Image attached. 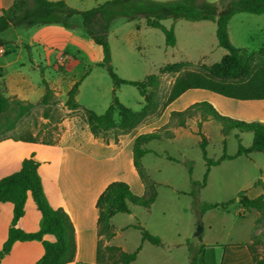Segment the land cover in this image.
<instances>
[{
  "label": "rangeland",
  "instance_id": "obj_1",
  "mask_svg": "<svg viewBox=\"0 0 264 264\" xmlns=\"http://www.w3.org/2000/svg\"><path fill=\"white\" fill-rule=\"evenodd\" d=\"M109 1L114 0L65 2L74 10L85 12ZM237 1L197 0L190 3L185 0H139L112 9L108 14L114 17L109 44L112 66L116 74L122 79L135 82H145L150 76L156 75L159 78V87L147 88L142 94L132 86H122L115 90L107 70L97 67L98 64L85 67L91 64L89 63L91 58L88 59L89 51H70L75 55L76 62L58 58L52 79L67 82L66 86L50 88L47 103H44L43 98L41 102L32 104L30 113L13 130H10L9 126L15 121L20 107L13 104L12 109L0 117V180L13 174L11 165L13 161L17 162L18 157L19 161H22L32 156L27 143L32 141L40 143L45 148L41 152V157L47 159L52 156V160L56 162L55 171L51 172V175L58 178L62 190L69 189L74 195L81 194L77 202L82 203L85 211L79 222L83 232L91 231L94 225V220L98 216L94 199L104 185L124 181L131 186L132 193L137 198L155 195L157 201L151 210L131 206L132 214H119L114 218L115 232L119 228L121 230V226L126 228L115 239L114 244L125 245L131 252L137 251L142 245L144 247L146 243H143L141 231L135 227L138 225L164 241L166 247L161 251H166L173 244L185 243L191 247L190 257L193 255L199 257L200 247L204 249L206 242H211L205 241L203 233L201 237L196 236L199 225L204 231V225H208L212 219L223 222L226 228L241 230L243 226L245 229L248 226V224L245 226L247 222H244V214L247 211L239 214L242 212L240 197L245 193L241 188L249 179L261 177V171H257L246 158L251 156H242L241 161L211 168L207 185L199 192V198L203 203L234 202L226 211L212 210L207 212V215L200 214L194 206L195 200L192 196L194 187L189 170L193 168V181L204 182L208 171L202 149L204 136L208 143V157L218 160L225 153L237 155L240 145L251 147L254 135L234 130L225 137L221 123L213 119L204 122L200 114L188 119L186 125L181 126V118L173 114L185 112L196 103L209 102L224 116L246 122H260L259 120L264 119L262 106L264 104L231 100L202 90L190 91L172 104L168 102L172 87L179 76L208 73L229 53L219 46L216 23L175 20L173 18L179 13V7L189 10L187 15H199L212 6H217L222 12ZM28 5L33 8L34 1L28 0ZM16 14L15 11L14 15ZM140 14L169 17L170 19L163 21L162 24L166 29L175 31L176 46L169 47L164 32L148 27L146 18H138L135 21H129L127 18ZM77 21L82 22V19L78 18ZM46 26L24 30L25 33H38ZM78 31L92 41L86 31L83 29ZM229 31L233 45L245 51L244 53L253 61L257 60L264 48V15L237 14L230 21ZM15 33L12 30L6 33L5 37L17 38ZM1 48L4 52H0V65L5 64L7 60L17 59L19 54L14 52L17 48L12 42L7 44L8 54L5 47ZM65 54L69 56L68 53ZM175 63L179 65L177 68L174 66ZM167 65L169 67H165ZM41 67L47 71L44 66ZM24 72L32 83L37 84L39 81L42 83V71L26 69ZM86 73L91 75L82 82L84 87L80 102L78 93L75 103L69 104L70 91ZM0 82L3 85L1 71ZM114 93L123 105L138 115V118L130 126L123 127L121 113L117 111L115 119L118 127L96 138L88 125L90 114L103 115L111 106ZM25 105L29 106L28 103ZM153 133L160 134L161 139L142 145L144 149L151 151L142 159V167L146 172L145 179L135 168L133 148L138 139ZM254 155V157L259 155L264 160L263 153L255 152ZM49 188L47 181V189ZM251 213L253 211L246 213L247 221L254 217ZM13 220L14 205L0 204V252L9 239ZM43 222L42 213L30 199L26 215L18 223V227L26 232L36 233L41 231ZM89 237L81 245L79 259L84 264H94L96 258L95 237ZM101 237L105 249L108 239L106 235ZM177 253L180 255L181 252L178 250ZM43 254L44 247L40 242H19L12 254L4 258L2 264H37ZM107 254L104 253L102 264H113V259ZM148 255L153 256L154 253L148 252ZM180 258L183 259L182 256ZM138 264L162 263L140 261Z\"/></svg>",
  "mask_w": 264,
  "mask_h": 264
},
{
  "label": "trees",
  "instance_id": "obj_2",
  "mask_svg": "<svg viewBox=\"0 0 264 264\" xmlns=\"http://www.w3.org/2000/svg\"><path fill=\"white\" fill-rule=\"evenodd\" d=\"M33 1V8L29 7L28 0H16L11 9L4 11L3 16L0 18V48L7 46L9 43L2 37V34L13 28L32 29L37 26L61 25L68 30L76 31L83 29L86 31L88 37L103 49L104 60L97 67L107 70L113 81L115 90L122 86H132L137 88L142 94L147 88L157 89L159 87L160 82L156 75L150 76L145 82L129 81L120 78L112 66L109 36L112 19L114 17H110L108 14L118 6L131 4L139 0L109 1L100 7L85 12L74 10L64 1ZM185 1L195 3L197 0ZM15 11L17 12L16 15H14ZM178 11L179 13L173 18L175 20L187 19L193 22L212 21L216 23L219 46L229 53L220 63L215 64L208 73L184 74L179 76L172 87L168 100L169 104L176 102L182 96L193 90L209 91L227 99L242 102L264 101V48L260 51L258 59L253 61L251 57L244 53L245 51L233 45L229 31L230 21L237 14L264 15V0H238L222 12L219 11L217 6H212L205 13L199 15H187L189 10L181 6ZM78 18H81L82 22L77 21ZM127 18L129 21L146 18L148 27L160 29L164 32L169 47L176 46L177 38L175 31L166 29L162 24L163 21L170 19L169 17L159 15L145 16L140 14L139 16ZM174 66L177 68L179 65L176 63ZM88 76L89 73H86L70 91L69 104L72 105L75 103L79 93V87ZM44 84L47 91L44 97V103H47L51 91L46 80H44ZM13 104L18 105L20 111L15 121L10 124V130L15 129L17 124L30 113L29 109L33 105L29 104V106H26L21 101L11 100L6 97L3 85L0 82V117L5 116L12 109ZM117 111L121 113L123 127L130 126L138 118V115L123 105L116 93H114L113 102L103 115L90 114L88 125L91 133L96 138H100L118 127L115 119ZM197 114H200L204 118V122L213 119L221 123L222 132L225 137L234 130H238L241 133L254 134V142L251 147L247 148L240 145L237 155L231 156L225 153L218 160H213L208 157V143L204 136L202 149L208 167L204 182L197 183L193 181V168L191 167L189 170L194 187V191L192 192L195 200L194 206L201 215H204L212 210L226 211L234 203H203L200 200L199 192L206 187L211 168L220 166L227 160L249 156L255 152L264 153V124L261 122H246L224 116L209 102L196 103L187 111L176 112L173 116L180 117L181 126H185L186 121L196 117ZM47 118H49L48 114ZM160 139V134H148L138 139L134 145V165L145 179L146 172L142 167V159L151 153V151L144 149L142 145L159 141ZM169 160L175 161L173 158H169ZM257 185L262 186L264 189L263 180L259 181ZM30 199L33 200L44 218L41 231L36 233H29L18 227V223L26 215V208ZM156 199L155 195L148 198H137L133 195L131 186L128 183L124 181L112 182L101 194L97 202V208L99 210V236L106 235L108 240L113 239L116 236L112 223L115 216L119 214H132L131 206L151 210ZM5 203L14 205V220L10 229L9 239L0 252V264H2L5 257L11 255L16 243L32 241L42 242L45 250L43 258L37 264H84L78 262L79 235L76 226L67 212L62 209H55L50 204L40 173V163L33 158L25 159L20 171L0 181V204ZM240 204L247 212L257 211L264 219V193L256 199H250L246 193H243L240 197ZM135 227L141 231L143 243L148 242L159 248L166 247L161 238L152 235L140 225ZM249 248L253 256V264H264V233L255 236ZM142 250L143 245L134 253H127L121 248L113 246H106L103 249L101 240L97 250V264H102L104 253L109 254L107 255L113 259V264H133ZM191 263L200 264L199 257L193 255L191 257Z\"/></svg>",
  "mask_w": 264,
  "mask_h": 264
},
{
  "label": "crops",
  "instance_id": "obj_3",
  "mask_svg": "<svg viewBox=\"0 0 264 264\" xmlns=\"http://www.w3.org/2000/svg\"><path fill=\"white\" fill-rule=\"evenodd\" d=\"M65 1L67 0H64V2ZM15 2L16 0H0V18L3 16L4 11L11 9L14 6ZM100 6L101 5H99L98 7ZM39 27L40 26H37V28ZM12 30L16 32L15 34L17 35V38L15 37L6 38L5 34ZM25 32L26 30H24V28H20V29L13 28L2 34V37L5 40L12 42L16 46L17 49L14 52L19 54L16 60H7L5 64L0 65L4 92L6 97H8L11 100H18L23 102L24 104L27 103L37 104L41 102V100L45 97L46 94V87L44 84V80L47 81L50 88L52 89L66 86L67 82L64 83L62 80L55 81L54 79H52L54 74V65L57 62L58 58L60 57L66 58L67 62L68 59L71 60L70 58L75 56L73 53H70V51L72 50H75V52L89 51V56L88 55L87 56L88 59L91 58L90 60L91 62H89L91 64H89V66L86 65L85 67H91V65L95 66L103 62V49L100 46L96 45L93 41H89V39L85 38V35L79 33L78 30L77 31L68 30L61 25H50V26H46L45 29H41V31H39L38 33H25ZM6 48L7 46H5L4 48L5 51ZM6 53L8 54L7 51ZM65 53H68L69 56H67V54ZM74 60L75 59H73L72 62L77 61V59L76 61ZM41 66H44L45 69H47V71L45 72ZM26 69H31L33 71L37 69L42 71L44 76V78L42 79L43 80L42 83L40 81L37 84L32 83V81L28 79V76H26V73L24 72V70ZM90 75L86 78V80L90 77ZM83 87L84 84L81 85L79 90V97H78L79 102ZM246 102H250L252 104H258V105L264 104V101H246ZM259 121L264 124V119H261ZM27 145L30 146V150L32 153V156L28 157L27 159L33 158L38 163H40V173L42 176L45 192L47 194L50 204L55 209H62L65 212H67L76 226L79 235V258L81 254V245L83 241L89 239L90 238L89 236L95 237L94 243L96 250V258L94 264H97L98 245L99 242L103 239V237L99 236V227H98L99 210L97 208V202L101 194L111 183L104 185L96 194V197L94 199V206L98 211V216L94 220V225L93 227H91V231L83 232L79 226V222L81 221V216L85 215L84 213L85 211L82 203L79 201L77 202V200L81 197V194L79 193L74 195L73 192L70 191L69 189L62 190L61 186L59 185L58 178L51 175V172L55 171L56 168V162H54L55 160H52L53 159L52 156H49L47 159H43L41 157V152L45 150L43 145H41L40 143H32V142L27 143ZM254 154L255 153L250 155L251 158L249 157L246 158H248L247 160H249V162L253 164L254 168L257 169V171H261V177L255 176L249 179L247 184L241 188L242 189L241 191H244L250 199H256L264 193L263 187L257 185L259 181L261 180L264 181V160H262V158H260L259 155H256L257 157H254L255 156ZM243 157L234 160H227L222 164L224 165L232 162H238L243 160ZM24 160L25 159L19 161V157H18L17 162L16 161L12 162L11 167H13V174L21 170L22 163ZM47 181L50 187L49 190L47 189ZM73 197H76V199H74ZM241 211L242 212H239V214L241 213L244 214L246 212V210L243 208ZM246 213L244 214L245 217L244 222H247L245 226H247V224L248 226L245 227V229L243 228V226L241 227V230H235L233 227L226 228V226H223V222H217L212 219L210 220V223L208 225H204L203 234L205 241H211V242H206L207 243L205 244L206 248L204 249L200 247L199 249L200 264H253L254 260L249 245L252 243L253 238L255 236L264 233V219L262 218L260 213H258L257 211H253V213L251 214H254V217L250 221H247L248 219H246L245 216ZM114 218L112 220V223L114 222ZM12 225L10 226V229ZM124 229L126 228L122 226H121V230L120 228L119 230L115 229L116 236L111 240H107L106 246L119 247L124 252L134 253L136 250L131 252L127 249V246L125 245L114 244L115 239L118 238L119 234L122 233ZM213 237L215 240L213 239ZM32 242H39V241H32ZM18 243H16L15 246ZM23 243H28V242H23ZM40 243L43 245L42 242ZM163 249L164 248L155 247L150 243L146 242L144 244L143 250L139 253L137 260L133 264H138L140 261L161 262L162 264H192L191 263L192 256L190 257L189 255L191 247H189L187 244L185 243L173 244L171 247L167 248L166 251H161ZM178 250L181 252L180 255L179 253H177ZM148 252L154 253V255L153 256L148 255ZM44 254H45V250H44ZM181 256L183 257V259L180 258ZM78 262L82 263L80 262V259L78 260Z\"/></svg>",
  "mask_w": 264,
  "mask_h": 264
},
{
  "label": "water",
  "instance_id": "obj_4",
  "mask_svg": "<svg viewBox=\"0 0 264 264\" xmlns=\"http://www.w3.org/2000/svg\"><path fill=\"white\" fill-rule=\"evenodd\" d=\"M202 233H203V227L201 225H199L196 236L201 237Z\"/></svg>",
  "mask_w": 264,
  "mask_h": 264
},
{
  "label": "built area",
  "instance_id": "obj_5",
  "mask_svg": "<svg viewBox=\"0 0 264 264\" xmlns=\"http://www.w3.org/2000/svg\"><path fill=\"white\" fill-rule=\"evenodd\" d=\"M0 52L1 53L4 52L3 48H0ZM73 59H74V57H71V60H73Z\"/></svg>",
  "mask_w": 264,
  "mask_h": 264
}]
</instances>
